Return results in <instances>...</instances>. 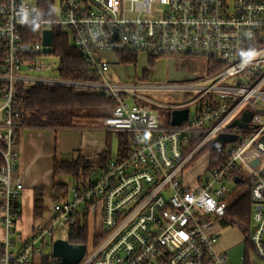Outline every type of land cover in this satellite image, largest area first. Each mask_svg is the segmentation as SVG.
Returning a JSON list of instances; mask_svg holds the SVG:
<instances>
[{
  "label": "built area",
  "instance_id": "1",
  "mask_svg": "<svg viewBox=\"0 0 264 264\" xmlns=\"http://www.w3.org/2000/svg\"><path fill=\"white\" fill-rule=\"evenodd\" d=\"M58 2L59 13L54 9L46 17L38 0H0V225L5 231L0 264H34L52 254L58 228L69 233L78 223L93 230L92 251L86 250L79 264H233L219 248L223 226L241 229L254 251L255 260L245 256L243 264H264V0ZM55 25L71 36L93 79L35 74L53 66L40 57L52 53L44 51L43 39ZM131 52L195 60L190 70L176 68L195 79L114 81L113 64L124 63L119 54ZM36 84L113 99L116 106L101 127L128 138L116 158L93 163L87 175L76 177L47 218L24 235L19 224L25 186L14 177L17 136L26 127L18 86ZM151 91L190 96L160 101ZM156 108L189 112L181 124L170 120L162 126ZM246 110L252 113L248 126H231ZM243 133L251 135L242 139ZM220 134L236 139L213 148ZM204 154L206 176L188 184L186 169ZM244 168L250 173V201L232 214L229 183L245 182L238 173Z\"/></svg>",
  "mask_w": 264,
  "mask_h": 264
},
{
  "label": "trees",
  "instance_id": "2",
  "mask_svg": "<svg viewBox=\"0 0 264 264\" xmlns=\"http://www.w3.org/2000/svg\"><path fill=\"white\" fill-rule=\"evenodd\" d=\"M38 5L45 11L46 17L54 13V0H38ZM40 33L37 26L36 34ZM52 55L59 59L60 76L70 79L90 80L94 76L89 70L82 55L75 47L71 36L64 32L59 26H54V39ZM124 63H132L137 60V53H120ZM1 58V56H0ZM155 59L151 58V62ZM20 107L22 109V123L26 126H51V127H73L81 119L97 118L100 121L108 116L116 103L102 93L82 91L75 87L60 85L36 84L31 86H18ZM122 147L126 146L128 135L117 133ZM109 135V132H108ZM213 157L214 151L211 150ZM111 158L110 152L104 150L98 155V161L106 163ZM198 158V157H197ZM193 161V163L197 160ZM4 163L0 154V166ZM93 161L85 156H78L75 160L55 161L54 174H68L78 177L87 175L92 167ZM210 166H213L211 162ZM67 184L55 182L49 191L53 199H59L60 195L67 191ZM47 191L35 188V213L39 217L42 210L43 197ZM250 192L248 191L237 200L233 201L231 213L249 203ZM90 228L87 223L76 224L68 233V239L74 244H88ZM34 264H63L51 253L43 255Z\"/></svg>",
  "mask_w": 264,
  "mask_h": 264
},
{
  "label": "rangeland",
  "instance_id": "3",
  "mask_svg": "<svg viewBox=\"0 0 264 264\" xmlns=\"http://www.w3.org/2000/svg\"><path fill=\"white\" fill-rule=\"evenodd\" d=\"M27 1H36V0H27ZM54 9L55 13H59V2L58 0H54ZM111 59L113 62H117V56L112 54ZM40 60L43 61L44 64H51V68L43 69L35 74L41 77L48 78H60V72L58 71L59 59L58 57L50 54L43 55L40 57ZM185 62H188L185 64ZM196 62L195 60L183 61L181 59L176 58L174 60V66L177 69H192V64ZM110 73L113 76V80L116 82H129L134 81L136 79H144L153 83H166L169 82V67H168V59L165 58H156L154 62H151V58L146 54L139 53L137 56V60L132 63H122L117 62L113 64ZM232 78L227 80L228 83L232 82ZM149 94L158 99L160 101H186L189 99V94L179 92V91H151ZM157 115L159 116V122L162 126L169 125L171 120L172 111L164 109V108H156ZM86 126V129L82 128H73V130L69 129H58V131H63L67 133V138L72 142L74 140L81 143L79 145L80 151L82 153H91L90 158H95V152L102 150V147L105 150H108L111 154V158H116L120 148V141L118 139L117 132H109L105 131L101 127V121L97 118L91 119H81L76 122L74 127ZM62 128V127H59ZM251 135L250 133L241 134V138H245L246 136ZM60 142V141H59ZM240 141H236L228 144V148L236 147ZM81 154L79 151H76L75 158H77ZM86 157V156H85ZM88 157V158H89ZM209 157L207 154L201 155L197 158V160L186 169V180L188 184H193L196 180L201 177L204 178L206 176V168L208 165ZM18 164V160H16ZM19 170V167L17 168ZM16 170V171H17ZM238 173L245 178V182L235 183L232 181L229 183L231 188L230 201L233 202L237 200L239 197L243 196L250 189V179H249V171L244 168L239 169ZM76 178L72 175L68 174H58L56 175V182H61L67 184V187H71L76 183ZM47 195L43 197L42 202V210L40 212V218H47V215L50 212V209L54 203L53 197L50 196L49 191L46 193ZM20 226V224H19ZM21 230V228H19ZM89 240L93 236V230L90 227L89 231ZM54 238L58 239H66L68 238V232L65 228H58L54 232ZM245 234L241 229L232 226H223L221 229L220 240L225 244V248H227L226 255L230 262L233 264H243V257L247 256L250 260H255V253L248 246V243L244 241ZM89 241L87 244V251L90 253L92 251V243ZM221 242V241H219Z\"/></svg>",
  "mask_w": 264,
  "mask_h": 264
},
{
  "label": "crops",
  "instance_id": "4",
  "mask_svg": "<svg viewBox=\"0 0 264 264\" xmlns=\"http://www.w3.org/2000/svg\"><path fill=\"white\" fill-rule=\"evenodd\" d=\"M73 128L86 129V126L62 128L51 126H26L18 133V142L15 149L18 160L17 168L19 167V170L14 173V177L21 178L25 186L20 197L21 222L19 226L24 235H29L33 231L35 225L44 219L43 217H38L35 213V188H41L46 191L52 189L56 182V176L54 174L55 161L75 160L77 159L75 158L76 151L81 153L79 156H91L90 152L84 154L80 151L79 145H81V143H78L76 140L72 142L67 138V133L58 131V129L73 130ZM104 150L105 148L102 147V150L95 152L94 159L89 157L93 163L98 162V155ZM74 177L76 178V176ZM49 194L51 196L50 192ZM56 200L58 199H54V202ZM1 201L0 199V204ZM48 214L46 215L48 216ZM4 238L5 231L0 225V241ZM220 241L219 248L223 251H227L223 241Z\"/></svg>",
  "mask_w": 264,
  "mask_h": 264
},
{
  "label": "water",
  "instance_id": "5",
  "mask_svg": "<svg viewBox=\"0 0 264 264\" xmlns=\"http://www.w3.org/2000/svg\"><path fill=\"white\" fill-rule=\"evenodd\" d=\"M54 39V33L52 30L48 29L44 31V45L46 46L44 51L50 53L52 50ZM168 67H169V81H184V80H193L195 79L194 74H187L186 72L178 71L174 66V59H168ZM189 110L181 109V110H174L172 112L171 124L178 125L181 124L184 120L188 117ZM251 112L246 110L240 119H236L231 123V126H240V127H247L248 122L251 118ZM236 139V135L231 134H220L214 141H213V148H222L226 142L234 141ZM257 161L254 162L256 164ZM239 182V180H236ZM86 245L85 244H74L71 243L67 239H56L53 242L52 246V255L59 259L63 264H79L86 254Z\"/></svg>",
  "mask_w": 264,
  "mask_h": 264
},
{
  "label": "clouds",
  "instance_id": "6",
  "mask_svg": "<svg viewBox=\"0 0 264 264\" xmlns=\"http://www.w3.org/2000/svg\"><path fill=\"white\" fill-rule=\"evenodd\" d=\"M24 19H25V22H26V20H27V17L25 16V18H24Z\"/></svg>",
  "mask_w": 264,
  "mask_h": 264
}]
</instances>
